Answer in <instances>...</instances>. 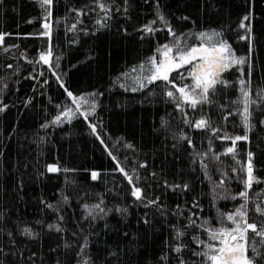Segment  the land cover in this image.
Returning a JSON list of instances; mask_svg holds the SVG:
<instances>
[{
  "label": "trees",
  "instance_id": "1",
  "mask_svg": "<svg viewBox=\"0 0 264 264\" xmlns=\"http://www.w3.org/2000/svg\"><path fill=\"white\" fill-rule=\"evenodd\" d=\"M107 2L111 6L110 18L101 26L96 21L105 14L96 6V0H54L48 20L49 38L40 35L46 13L38 0H0V33L8 34L4 41L8 51L4 52L0 46V88H3L0 106L8 105L0 112L3 264H78L82 258L90 259V264H179L178 258L194 264L201 258L193 252L202 250V246L197 247L191 238L206 239V236L201 229L188 226V217L198 212V216H192L197 224L208 219L215 227L217 209L227 213L241 203L214 201L213 181L219 180L220 170L210 163L209 180L196 156L208 150L210 140L214 153H223L231 141L215 139L209 130L185 125L184 114L168 102L163 86L150 85L132 92L119 87L116 81L120 77V84L130 83L121 74L153 55L158 45L172 39L164 22L158 20L153 25L156 32L141 30L143 25L156 20L158 13L178 35L222 31L236 54L247 57L249 42L239 39L245 35L239 25L251 11L252 19L246 23L251 24L254 37L252 89L254 92L264 89V0ZM77 10L84 14L78 16ZM73 24L76 28L70 30ZM50 45L53 64L59 57V68L53 70L43 62L37 63L40 52L47 51ZM240 67L247 79L248 65ZM53 71L61 77L60 81ZM239 78L236 69L225 74L233 87L218 90L212 98L216 105L226 104L235 110L236 105L230 102L239 96ZM65 88L77 96L97 93V107L87 120L78 116L70 123L55 126L51 121L63 108L75 107ZM185 111L192 121L202 115L209 118L212 126L220 129L218 135L244 134L239 117L233 115L224 120L227 111L222 113L216 106ZM261 119L264 111L257 109L252 117L250 143H237L236 159L245 163L247 152L252 151L255 174L264 180ZM89 123L97 126L99 139ZM43 124L49 127H41ZM182 132L191 139L192 146L179 140ZM129 144L131 148L126 147ZM109 150L133 176L147 199L159 198L156 205L145 207L131 196L132 185L116 170L117 163L108 155ZM221 161L223 171L231 176V168L237 167L235 161L231 155L221 156ZM50 164L61 171L48 172ZM141 164L147 167L141 168ZM92 171L100 173L97 180L91 179ZM136 174L139 180H135ZM177 184H188L189 189L170 187ZM225 187L231 194L243 190L235 179L226 182ZM261 188L264 184L254 185L250 193L253 201L260 202L255 192ZM101 200L102 207L111 211L103 218H85L83 206ZM194 203L199 204V209L193 208ZM48 204L56 206V210L48 208ZM117 208L127 211L117 212ZM262 219L250 203L249 222L259 225ZM50 224H59L62 231L49 229ZM25 227L32 229L34 238L22 234ZM176 230L187 235L176 241ZM85 239L88 247L78 256ZM176 244H188V248L176 253L173 250Z\"/></svg>",
  "mask_w": 264,
  "mask_h": 264
},
{
  "label": "snow or ice",
  "instance_id": "2",
  "mask_svg": "<svg viewBox=\"0 0 264 264\" xmlns=\"http://www.w3.org/2000/svg\"><path fill=\"white\" fill-rule=\"evenodd\" d=\"M41 8L44 9L46 16L45 22L42 24L43 32L41 36L51 37V25L48 20L52 16L51 6L54 0H38ZM127 3V0H125ZM96 6L105 15L96 21L97 24L105 26V22L110 18L111 6L107 0H96ZM82 10H77V15H83ZM187 19V18H185ZM252 19L251 11L245 15L239 27L244 30L245 35L240 36V40H246L249 42V56H238L234 51L231 43L224 38L222 31L212 29L204 30L196 33H181L177 34L170 24L167 23L165 17L162 14H157V19L153 20L142 26V31L145 33H154L157 31L153 25L158 21L164 22L167 27L169 36L172 39L162 45H158L153 55L147 57L143 62L131 67L127 72L121 74L126 81L130 83L120 84V77H117V83L119 87L125 88L132 92L142 91L148 88L150 85L163 86L165 91L164 95L168 98V102L173 103L176 109L184 114L183 123L191 128L198 130H209L212 133V137L222 141H231V146L227 147L223 153H214L211 147V140L209 142V148L204 153H197L199 158V165L205 176L211 180L209 174V164L212 163L220 170V178L218 181H213L214 201L218 200H240L239 206L235 207L231 212H223L217 209L216 224L218 226H212L210 220L205 219L202 223L197 224V221L192 216H198V212H193L188 217V226L193 228H199L203 231L206 239H202L199 236H192L191 240L197 247L202 246V250L194 251L193 255L200 257L201 259L194 262V264H264V219L259 222H249V205H253V211L260 217H264V188L255 192L257 200H252L250 193L253 192L254 185L264 184V180H261L256 176L255 166L253 163L254 153L252 151L247 152V159L245 163H241L236 159L237 143L245 142L250 143L249 133L254 125L252 124L253 113L260 109L264 111V89H259L254 92L252 89V70L251 64V52L253 50L252 41L254 39L252 35V28L250 22ZM76 25L73 24L70 30H74ZM8 34L0 33V46H3V51L7 52L8 48L4 46L5 38ZM191 40V42H189ZM53 52L51 45L47 51L40 52L39 62H43L44 65L49 66V70L53 68H59V57H56V62L52 61ZM248 65L247 79L244 78V69L240 66ZM12 67L11 64L8 65ZM238 70L240 72V78L237 83L239 85V96L236 100L230 102L232 105H236L235 110H231L229 105L221 104L216 105L212 99L218 93V90L233 87L231 81L225 79V74ZM43 75V73H40ZM53 75H56L57 81L61 80V77L53 71ZM190 80L191 83H185ZM159 82V83H158ZM47 83V81H45ZM63 87V84L61 83ZM7 85H4L6 88ZM3 88H0V92ZM67 96L71 99L75 107L63 108L51 121L52 125L60 126L64 123H70L74 118L78 116L88 119L89 115L94 114L97 103V93H88L87 95H74L71 91L65 88ZM102 95V94H101ZM216 106L219 110L227 114L223 116L224 120H227L230 116L236 115L239 117L240 126L243 129V135H229L227 132L222 135H218L219 128L212 126L209 118L201 116L200 119L192 121L188 118V113L185 108L196 111L197 109L203 110L204 106ZM60 107L59 105L57 106ZM8 108V105L3 104L0 106V112H4ZM166 123V122H165ZM261 125H264V119L259 121ZM91 131L94 135L99 134L97 132V126L89 123ZM43 128L49 127V124L41 125ZM179 140H186L189 146H192L191 139L185 133H181ZM101 144H104L103 139L100 140ZM107 149V145H104ZM131 148L132 145H126ZM108 155L112 157L117 163L116 170L122 173L128 183L132 185L131 196L136 201H140L145 207L150 205H156L159 198L147 199L144 196L143 190L136 186L134 178L126 172L125 168L120 166L116 156L112 155V151H108ZM231 155L235 161L237 167L231 168L232 175H229L228 171H223V162L221 156ZM194 163L196 160L193 161ZM141 168L147 167L146 164H141ZM47 171L50 173H56L61 169L54 164L47 166ZM68 172L69 169H63ZM135 171V170H134ZM153 175H155L153 173ZM100 173L97 171L91 172V179L97 180ZM139 174H136L135 180H139ZM235 179L239 182L243 190L236 194H231L230 190L225 187L226 182ZM175 189L188 190L189 185H175L170 186ZM223 193V194H221ZM66 201L67 197H63ZM103 200L100 203L94 205L85 204L83 207L87 213L85 218L91 217L96 219L98 216L103 218L107 215V212L111 209H105L102 207ZM48 208L56 210V206L48 204ZM179 207V206H177ZM193 208L199 209V204L194 203ZM117 212H126L127 209L117 208ZM3 218V213L0 212V219ZM63 219V217H59ZM147 222V221H145ZM49 229H55L57 232H61L62 228L59 224L48 225ZM24 236L34 238V233L30 227H25L22 231ZM11 235V233H9ZM187 233L182 230H176L175 240L180 241L182 237H185ZM67 247V245H66ZM88 247L86 239L85 243L81 245L80 253L78 256H82L85 249ZM188 248V244H176L174 251L181 253ZM179 259V264H187V262ZM0 264H3L0 261ZM78 264H90V259H83L78 261Z\"/></svg>",
  "mask_w": 264,
  "mask_h": 264
}]
</instances>
